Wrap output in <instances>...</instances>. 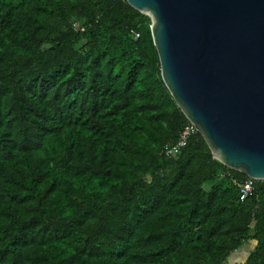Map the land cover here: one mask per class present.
<instances>
[{
  "label": "trees",
  "instance_id": "1",
  "mask_svg": "<svg viewBox=\"0 0 264 264\" xmlns=\"http://www.w3.org/2000/svg\"><path fill=\"white\" fill-rule=\"evenodd\" d=\"M85 26L75 31L73 22ZM126 0H0V264H264V180L215 159ZM138 33V37L134 36Z\"/></svg>",
  "mask_w": 264,
  "mask_h": 264
},
{
  "label": "water",
  "instance_id": "2",
  "mask_svg": "<svg viewBox=\"0 0 264 264\" xmlns=\"http://www.w3.org/2000/svg\"><path fill=\"white\" fill-rule=\"evenodd\" d=\"M151 19L162 79L212 156L264 179V0H126Z\"/></svg>",
  "mask_w": 264,
  "mask_h": 264
},
{
  "label": "built area",
  "instance_id": "3",
  "mask_svg": "<svg viewBox=\"0 0 264 264\" xmlns=\"http://www.w3.org/2000/svg\"><path fill=\"white\" fill-rule=\"evenodd\" d=\"M72 27L75 31L77 30L83 31L85 29V26L80 25V23L77 21L73 22ZM134 36L138 37V33L134 32ZM195 131H196V128L193 126L191 122H189V124L184 126V128L182 129L178 141L173 145H166L165 150H164L165 153L167 155L176 154L179 151V149L185 144L187 137L190 136ZM255 180L257 179L251 178V177H248L247 179L242 180V181L236 178L231 180L232 184L236 185L239 188V192H240L239 200L240 201L244 200V198L247 195L253 192L254 187H255Z\"/></svg>",
  "mask_w": 264,
  "mask_h": 264
},
{
  "label": "rangeland",
  "instance_id": "4",
  "mask_svg": "<svg viewBox=\"0 0 264 264\" xmlns=\"http://www.w3.org/2000/svg\"><path fill=\"white\" fill-rule=\"evenodd\" d=\"M253 243H246L244 246L240 247L238 251H236L234 254H232L229 259L227 260L226 264H233L235 262H241L243 261L248 253L252 250Z\"/></svg>",
  "mask_w": 264,
  "mask_h": 264
}]
</instances>
